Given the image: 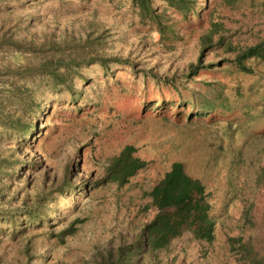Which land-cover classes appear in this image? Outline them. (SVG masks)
I'll return each mask as SVG.
<instances>
[{
	"label": "rangeland",
	"instance_id": "obj_1",
	"mask_svg": "<svg viewBox=\"0 0 264 264\" xmlns=\"http://www.w3.org/2000/svg\"><path fill=\"white\" fill-rule=\"evenodd\" d=\"M222 1L201 0L199 16L187 19L168 10L174 33L161 45L129 0H0V264H93L152 215L148 192L174 161L213 191L214 242L203 254L185 234L169 252L138 264H242L227 249L236 236L261 251L264 110L247 89L261 86L264 64L250 63L257 73L250 77L222 66L223 50L209 51L204 59L215 65L180 94L152 79L196 60L198 38ZM238 1L242 8L250 2ZM99 34L98 54L127 58L135 69L82 66L56 88L36 71H19L35 69L45 54L76 52ZM236 84L241 96L230 112L197 109ZM32 122L36 130L27 136ZM128 144L146 168L123 186L99 184L107 162ZM77 160L72 186L61 187L64 169Z\"/></svg>",
	"mask_w": 264,
	"mask_h": 264
},
{
	"label": "trees",
	"instance_id": "obj_2",
	"mask_svg": "<svg viewBox=\"0 0 264 264\" xmlns=\"http://www.w3.org/2000/svg\"><path fill=\"white\" fill-rule=\"evenodd\" d=\"M129 2L138 22L149 25L154 32V41L161 45L168 44L170 36L174 33L168 19V10L173 9L183 19H187L190 15L199 16L205 5V3L200 4L201 0H129ZM238 3V0H224L213 8L209 27L198 38L194 62L170 74L165 73L162 77L152 74V79L169 85L177 94H180L181 89L187 90L188 82L192 81V78L200 71L210 70L215 65L213 62H206L204 57L209 51L219 50H223L226 55L221 62L222 66L226 64L225 66L246 76L257 77L256 70L250 63L264 64V0H250L249 4L244 5L243 8ZM101 40L100 34L92 38L86 37L78 51L57 57L45 54L35 69L26 66L19 67V71L27 75L36 71L40 76L47 77L52 87L56 88L65 85L66 78L72 69L82 66L98 64L108 71L110 63H115L125 64L130 69H135V63L127 58L105 57L98 54L93 49V45L94 42ZM147 73H150L149 70L143 75L146 76ZM258 76H261V86H264V74L261 73ZM261 86L259 88L251 86L247 90L255 95L256 103L260 104L264 110V90ZM240 96L241 87L236 84L226 95L220 94L215 100H200L197 109L204 112L220 109L227 113L235 108ZM191 100L194 105L196 103L194 97ZM232 124L230 122L228 125L232 126ZM24 130L27 136L32 134L36 130V122L27 124ZM217 150L222 152L223 147L218 146ZM78 163L79 160L64 169L61 187L72 186L69 175L72 167ZM146 165L147 162L136 154V148L133 145H125L110 158L97 182L123 186L135 174L146 168ZM261 175L264 179V172ZM213 195V191L206 187L200 177L190 175L181 162L174 161L148 192L150 201L148 206L151 208L152 215L144 218L138 228L127 235V238H121L115 246H108L103 252H99L93 264H138L146 256L155 258L159 253L169 252L172 245L185 234H189L191 239L198 243L200 252L207 254V250L214 242L219 219V216L214 214ZM36 202L35 199L33 204ZM26 203L20 204L22 209H29ZM257 212L260 223L264 227V195L257 207ZM25 215L31 220L35 219L32 212H26ZM71 227L66 230V233H70ZM227 247L229 253L234 255L236 262L264 264V237L261 251L253 248L250 239L243 241L238 236L228 238Z\"/></svg>",
	"mask_w": 264,
	"mask_h": 264
}]
</instances>
